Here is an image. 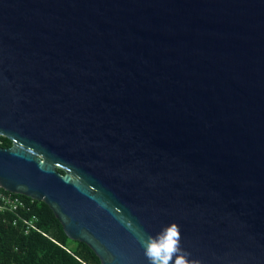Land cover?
<instances>
[{"label": "water", "instance_id": "obj_1", "mask_svg": "<svg viewBox=\"0 0 264 264\" xmlns=\"http://www.w3.org/2000/svg\"><path fill=\"white\" fill-rule=\"evenodd\" d=\"M0 135V188L100 264L171 223L264 264V0H0Z\"/></svg>", "mask_w": 264, "mask_h": 264}, {"label": "trees", "instance_id": "obj_2", "mask_svg": "<svg viewBox=\"0 0 264 264\" xmlns=\"http://www.w3.org/2000/svg\"><path fill=\"white\" fill-rule=\"evenodd\" d=\"M10 144L0 135V147ZM18 195L28 205V210L20 213L25 217L35 215L36 225L44 234L35 230L25 234L22 225L12 224L9 212L0 211V264H100L87 244L68 238L46 203Z\"/></svg>", "mask_w": 264, "mask_h": 264}, {"label": "clouds", "instance_id": "obj_3", "mask_svg": "<svg viewBox=\"0 0 264 264\" xmlns=\"http://www.w3.org/2000/svg\"><path fill=\"white\" fill-rule=\"evenodd\" d=\"M147 264H199L181 247L180 232L175 223L162 228L156 234L140 233L137 236Z\"/></svg>", "mask_w": 264, "mask_h": 264}, {"label": "built area", "instance_id": "obj_4", "mask_svg": "<svg viewBox=\"0 0 264 264\" xmlns=\"http://www.w3.org/2000/svg\"><path fill=\"white\" fill-rule=\"evenodd\" d=\"M20 210H28L27 203L20 198L17 193L7 191L5 189H0V211L9 212L12 224L16 225L19 223L23 227V232L29 233L32 230L42 232L36 225L35 215L30 217H25L20 213ZM43 233V232H42ZM44 234V233H43Z\"/></svg>", "mask_w": 264, "mask_h": 264}]
</instances>
